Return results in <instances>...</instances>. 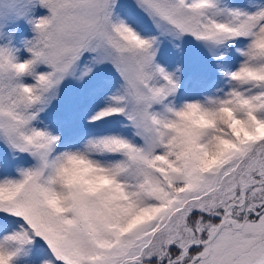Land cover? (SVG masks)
<instances>
[{
	"label": "snow or ice",
	"instance_id": "snow-or-ice-1",
	"mask_svg": "<svg viewBox=\"0 0 264 264\" xmlns=\"http://www.w3.org/2000/svg\"><path fill=\"white\" fill-rule=\"evenodd\" d=\"M0 264H264V0H0Z\"/></svg>",
	"mask_w": 264,
	"mask_h": 264
}]
</instances>
